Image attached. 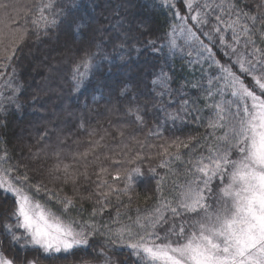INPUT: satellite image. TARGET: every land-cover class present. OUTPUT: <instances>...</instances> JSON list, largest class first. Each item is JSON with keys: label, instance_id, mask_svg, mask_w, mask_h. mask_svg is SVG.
<instances>
[{"label": "snow or ice", "instance_id": "6c2138e0", "mask_svg": "<svg viewBox=\"0 0 264 264\" xmlns=\"http://www.w3.org/2000/svg\"><path fill=\"white\" fill-rule=\"evenodd\" d=\"M125 3L130 5L131 0ZM158 6L166 7L172 18L163 36L169 51L186 57L194 68L199 67L200 79L190 82V87L202 90L197 100L210 109L205 127L211 132L203 138L188 135L159 145V163L148 171L153 175H158L157 168L167 172L157 182L153 207L143 214L137 208V216H129L127 221L121 219L117 210L111 224L72 217L69 212L75 203L70 197L58 199L61 209L54 212L47 202L36 198L47 189L42 183L32 182L28 165L24 164L21 171L20 163H11L7 148L0 149V264H40L41 252L49 256L61 253L75 256L76 251L84 248L92 249L91 260L86 264H264V13L253 15L245 11L251 5L241 7L240 0H161ZM256 6L264 9V3ZM11 7L0 0V112L3 113H7L5 101L17 111L24 107L19 102L22 85L15 81L16 70L12 68L8 73V68L28 38V24L39 35L41 30L47 34L49 28L65 21L79 29L84 19L74 15L80 7L76 0H70L59 12H55L53 0L46 3L40 0L23 14V24L19 21L21 13L13 16L9 12ZM145 27L146 22L141 21L135 30L143 36L146 33L141 29ZM130 32L131 24L125 42ZM159 39L147 40L145 47L161 50L157 48ZM120 47L119 59L124 63L128 62L125 56L139 51L131 44H127V51L125 43ZM96 61L97 54L85 50L73 66L72 80L77 92L87 87L94 67H98ZM154 76L152 84L159 89L156 96L162 100L167 94L171 99L173 77L163 69ZM105 87L97 81L94 93L102 98ZM3 89H8L10 95L5 96ZM127 93L125 85L121 95ZM197 100L181 93L176 111H169L163 103H153V107L164 112L165 122L184 123L188 117L200 121L202 109L197 107ZM141 112L139 104L128 108V113L143 124ZM149 135L162 133L157 130ZM79 155L86 158L88 152ZM39 157L40 153L31 155L34 160ZM139 159L141 156L137 154L128 163L135 164ZM177 161L184 166L183 180H173L172 189L165 194L168 175L179 176L173 168ZM61 170L65 182H75L76 173L67 164L57 163L49 174ZM83 175L86 177V173ZM143 175L138 166L124 170L122 188L102 181L98 188L108 190L96 193L100 207L99 210L94 207L90 217L103 213L110 195L128 196L131 200L133 177ZM121 177L118 171L114 179ZM16 248L23 255L5 254Z\"/></svg>", "mask_w": 264, "mask_h": 264}, {"label": "trees", "instance_id": "16d2710c", "mask_svg": "<svg viewBox=\"0 0 264 264\" xmlns=\"http://www.w3.org/2000/svg\"><path fill=\"white\" fill-rule=\"evenodd\" d=\"M5 2L12 6L9 12L13 16L21 13L19 21L23 24V14L32 10L40 0ZM53 2L57 6L55 12H59L61 7L68 6L70 0ZM76 2L80 7L74 15L84 18L79 29L76 24L65 21L58 27L49 28L47 34L41 30L37 35L28 24V38L8 68V73L12 72V68L16 70L15 81L22 85L19 102L24 107L17 111L14 105L4 102L7 113L0 112V118H3L0 120V149L7 148L11 163H20L21 171H24V164L28 165L32 182L42 183L47 189L39 192L36 198L47 202L54 212L61 209L58 199L70 197L75 207L69 214L81 221L92 219L98 224H111L117 210L121 213V219L127 221L129 216H137V208L143 214L151 210L155 203L157 182L167 172L166 169L157 168L158 175H153L148 171L159 163L158 146L176 137L185 139L191 135L203 138L211 132L205 127L211 112L204 107L202 100H197L202 90L190 87V82L200 79L199 67L194 68L187 63L186 57L181 58L170 52L163 39L172 18L166 7L158 6L161 0H131L130 5L125 0ZM257 3H264V0H240L241 7L251 5L245 11L253 15L264 13V9L257 8ZM56 18L60 19L59 16ZM141 21L146 22V27L141 29L146 33L143 36L135 30ZM77 24H81V21L77 20ZM130 24L131 32L125 42V33L129 31ZM157 37L161 38L157 40V48L161 50L153 51L145 47L147 40H156ZM122 43L126 44L124 51H127V44L135 45L139 50H133L130 57L125 56L127 63L119 59ZM85 50L97 54L98 67H94L87 87L77 92L72 80L73 66L79 62ZM101 56L107 59H100ZM161 69L173 77L171 99L167 94L162 100L156 96L159 89L153 86L152 80ZM97 81L106 85L102 98L99 93H94ZM125 85L128 86V93L122 96L121 89ZM3 91L5 96L10 95L8 89ZM181 93L190 100H197V107L202 109L200 121L188 117L184 123L165 122L164 112L153 107V103H163L169 111H176ZM94 95L96 99H93ZM135 104L142 108L143 124L128 113V108ZM63 123L67 125L63 126ZM157 130L162 133L161 136L149 135V132ZM46 144H52L50 151H45ZM65 150H69V153L63 154ZM86 151L87 157L82 158L79 154ZM33 153H40L38 160L31 159ZM56 153H59L58 157ZM137 154L141 159L136 160L135 164L128 163ZM57 163L70 165V171L76 173L75 182H65L62 170L49 174ZM137 166L144 175L133 177L132 199L110 195L103 213L90 217L93 208L99 210L100 207L96 203V193L108 190L107 187L98 188V185L106 180L109 185L122 188L124 170ZM101 168L106 172L102 173ZM173 168L179 176L168 175L164 184L165 194L172 189L173 180H183L184 166L177 161L173 163ZM118 171L122 177L115 180ZM83 173H86V177ZM17 253H20L18 248L5 254L11 257ZM91 253L92 249L84 248L76 251L75 256L66 253L48 256L42 252L38 256L40 264H86L91 260Z\"/></svg>", "mask_w": 264, "mask_h": 264}, {"label": "rangeland", "instance_id": "374dc122", "mask_svg": "<svg viewBox=\"0 0 264 264\" xmlns=\"http://www.w3.org/2000/svg\"><path fill=\"white\" fill-rule=\"evenodd\" d=\"M16 10V9H15ZM5 40H8V37H7V35L5 36ZM65 125H67L66 123H63V126H65ZM67 127V126H66ZM63 128V127H62ZM61 132L63 131V129H61L60 130ZM52 144L50 145V144H46L45 145V151H50L51 149H52ZM69 153V150H65V151H63V154H68ZM53 255H58V254H52V255H50V256H53ZM49 256V255H48Z\"/></svg>", "mask_w": 264, "mask_h": 264}]
</instances>
